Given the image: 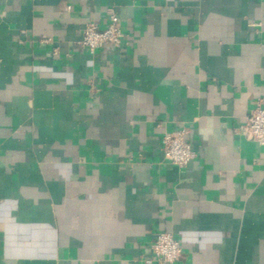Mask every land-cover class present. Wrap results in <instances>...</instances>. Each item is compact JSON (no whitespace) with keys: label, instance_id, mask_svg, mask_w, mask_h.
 Segmentation results:
<instances>
[{"label":"crops","instance_id":"1","mask_svg":"<svg viewBox=\"0 0 264 264\" xmlns=\"http://www.w3.org/2000/svg\"><path fill=\"white\" fill-rule=\"evenodd\" d=\"M108 10L122 45L91 55ZM257 104L264 0H0V264H140L158 232L178 264H264Z\"/></svg>","mask_w":264,"mask_h":264},{"label":"built area","instance_id":"2","mask_svg":"<svg viewBox=\"0 0 264 264\" xmlns=\"http://www.w3.org/2000/svg\"><path fill=\"white\" fill-rule=\"evenodd\" d=\"M123 38L124 33L117 15L114 11L108 10L105 27L100 29L93 22L87 23L81 39L76 44L82 50L93 55L103 45H111L119 49ZM235 132L259 146H264V107L257 104ZM187 134V129L182 128L165 132L161 136L163 158L179 168L187 166L196 157L191 144L185 139ZM181 254L180 242L174 235L168 232H158L155 241L150 246L149 257L142 258L140 264H178Z\"/></svg>","mask_w":264,"mask_h":264}]
</instances>
